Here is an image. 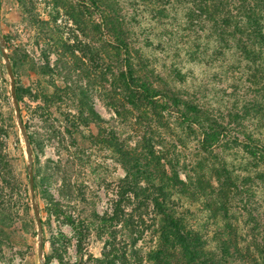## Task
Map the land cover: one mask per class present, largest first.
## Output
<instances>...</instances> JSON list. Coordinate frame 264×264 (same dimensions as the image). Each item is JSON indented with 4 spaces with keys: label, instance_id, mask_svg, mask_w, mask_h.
I'll list each match as a JSON object with an SVG mask.
<instances>
[{
    "label": "rangeland",
    "instance_id": "obj_1",
    "mask_svg": "<svg viewBox=\"0 0 264 264\" xmlns=\"http://www.w3.org/2000/svg\"><path fill=\"white\" fill-rule=\"evenodd\" d=\"M119 1L127 9V26L131 23L134 30V21L142 25L138 29V46L143 47L152 62L150 66H155L164 80L196 94L201 103L213 109L221 110L220 96L235 102L230 97V82L224 80L229 73L220 60L208 65L204 60L185 62L181 73L186 82L173 81L167 65L160 62V50L145 42L150 33H159L149 23L151 6ZM171 10L168 8L164 14L172 16L175 9ZM175 13L182 16L179 11ZM101 26V10L89 0H1L0 32L31 147L43 258L45 264H180L176 254L170 259L164 254L158 261L149 260L151 253L162 249L157 232L161 216L152 203L129 215L133 206H125L124 200L122 221L108 220L114 216L120 199L119 181L126 175L119 150L143 159L149 142L156 155L163 157L160 162L166 175L171 176L169 164H173L182 179L186 171L193 174V161L205 160L207 164L212 160L199 150L198 130H188L176 113L151 111L122 92L118 86L120 63L113 48L115 38ZM214 39L211 41L215 46ZM202 51L210 55L215 48ZM43 55L56 74L45 72ZM244 83L236 97L246 103L253 97L254 85ZM76 85L87 91L86 102L79 103L80 96L73 91ZM53 93L58 98L54 102L42 99L43 94ZM85 103L93 107L95 114L86 110ZM245 124L257 136L255 122L247 120ZM31 136L34 142L29 140ZM242 154L239 149L224 150L227 161L235 165L240 176L246 173L241 168ZM27 164L26 145L16 122L10 79L0 52V264H39ZM253 167L252 175L262 170ZM244 188L231 209L240 225L241 244L264 236V183L257 179ZM189 201L175 197L177 214L186 226L204 233L208 247L215 250V230L222 222H213L199 202ZM130 216L133 225L126 223ZM101 218L107 220L100 221Z\"/></svg>",
    "mask_w": 264,
    "mask_h": 264
},
{
    "label": "trees",
    "instance_id": "obj_2",
    "mask_svg": "<svg viewBox=\"0 0 264 264\" xmlns=\"http://www.w3.org/2000/svg\"><path fill=\"white\" fill-rule=\"evenodd\" d=\"M89 1L101 10L102 29L115 38L113 48L120 63L118 86L122 92L151 111L176 113L188 130H198L199 150L207 160H212L207 164H204L205 160L193 161L190 167L193 174L186 171L185 179H182L173 164H169L171 176L166 175L160 162L163 157L156 155L149 142L143 159L120 149L126 175L119 181L120 199L114 216L108 220L122 221L124 200L125 206H133L129 215L147 208L148 202L152 203L161 216L157 232L162 249L149 255L151 262L158 261L164 254L167 259L176 254L180 264H264V236L241 244L240 225L231 211L233 201L244 194V186L257 179L264 183V0H133V5L142 2L153 10L149 23L150 26L154 24L159 33H150L145 42L160 50L163 55L160 62L167 65L169 75L174 76L173 81L186 82V76L181 73L185 62L204 60L208 65L220 60L219 64L229 73L228 76L224 73V80L230 82V97L235 99L230 103L220 96L223 102L220 109L224 111L204 105L196 94L178 89L164 80L155 66H150L152 62L146 58L143 47L138 46V29L142 25L139 22L136 25L134 21V30L131 23L127 26V9L119 0ZM168 8L175 9L172 16L164 14L168 13ZM178 11L182 13L181 17L175 13ZM213 37L217 42L215 46L211 41ZM209 44L212 45L207 46ZM212 46L215 53L205 55L202 49ZM43 61L45 72L57 73L50 69L45 55ZM244 82L254 85L253 97L246 103L237 98ZM73 91L80 96L79 103L87 101L84 88L76 85ZM42 99L54 102L58 98L53 93L51 96L43 94ZM86 110L95 114L88 103ZM247 120L255 122L257 136L247 128ZM29 140L34 142L32 136ZM219 148L223 150L222 154ZM230 149H239L243 153L241 168L245 169V175L240 176L234 170L235 165L227 161L224 150ZM253 166L262 167L261 172L252 175L250 168L255 170ZM184 168L188 170V167ZM175 197L191 199L190 203L199 202L210 220L222 222L215 230V250L208 247L204 233L192 226L189 228L179 217L173 205ZM138 219L143 222L141 214ZM126 223L133 225L132 216ZM262 228L264 230V226Z\"/></svg>",
    "mask_w": 264,
    "mask_h": 264
},
{
    "label": "water",
    "instance_id": "obj_3",
    "mask_svg": "<svg viewBox=\"0 0 264 264\" xmlns=\"http://www.w3.org/2000/svg\"><path fill=\"white\" fill-rule=\"evenodd\" d=\"M0 3H1V0H0ZM0 52L4 60L5 66H6L7 74L10 79V96H11L12 103L14 106L16 122L18 124V127L20 129V132L24 138V142L26 145V154H27V161H28L27 171H28V181H29V192H30V198H31V205L33 208L34 216H35L37 236H38L37 255H38L39 264H45V261L43 258V247H42V221L39 215V211H38V208L35 202V196H34V173H33V161H32V155H31V147L28 142L24 123L22 121L19 102L17 100L15 76L12 70V66L10 64V59L8 55L5 53V45L3 43L1 32H0Z\"/></svg>",
    "mask_w": 264,
    "mask_h": 264
}]
</instances>
